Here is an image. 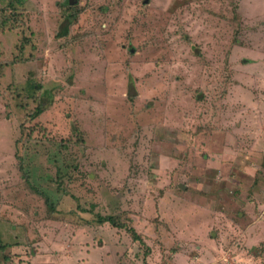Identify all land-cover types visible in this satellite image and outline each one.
<instances>
[{
	"label": "rangeland",
	"instance_id": "374dc122",
	"mask_svg": "<svg viewBox=\"0 0 264 264\" xmlns=\"http://www.w3.org/2000/svg\"><path fill=\"white\" fill-rule=\"evenodd\" d=\"M261 11L0 0V264H264Z\"/></svg>",
	"mask_w": 264,
	"mask_h": 264
},
{
	"label": "trees",
	"instance_id": "16d2710c",
	"mask_svg": "<svg viewBox=\"0 0 264 264\" xmlns=\"http://www.w3.org/2000/svg\"><path fill=\"white\" fill-rule=\"evenodd\" d=\"M14 4L13 2H11V5ZM72 18L71 16L68 15V21L66 23H64V25H62L58 36H67L68 32H69V27L72 24ZM10 19V17H6L4 19L0 20L1 24H6L7 21ZM34 88L36 89H40V86L35 85ZM46 108V104L43 103V100H40L39 104L29 113L26 114L27 119L29 120H33L34 118L40 116L42 114V112L44 111V109ZM26 178V180L29 182V184L31 185V187L37 192L40 193L44 196L45 198V202L46 204L52 209V210H56V203L54 200L51 199V196L46 192V191H42L39 188H37L35 185H33L32 183H30V179L27 175L24 176ZM117 218H115L113 215H102V214H98L97 215V221L99 223H104V222H110L112 224H114L115 226H119V227H125L132 235L134 240H140L141 242H143L142 237L140 236V234L134 229V227L132 226H127L126 224L120 223L119 221H116Z\"/></svg>",
	"mask_w": 264,
	"mask_h": 264
},
{
	"label": "crops",
	"instance_id": "0c3cea01",
	"mask_svg": "<svg viewBox=\"0 0 264 264\" xmlns=\"http://www.w3.org/2000/svg\"><path fill=\"white\" fill-rule=\"evenodd\" d=\"M239 12L242 13L243 15H245L241 10H240V6H239ZM259 20H261V28L264 30V11H261L259 13H257L256 17ZM254 20V19H253Z\"/></svg>",
	"mask_w": 264,
	"mask_h": 264
}]
</instances>
